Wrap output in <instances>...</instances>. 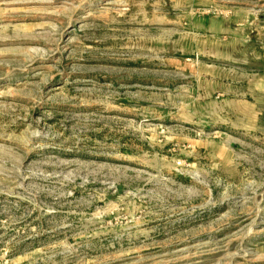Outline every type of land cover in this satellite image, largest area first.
I'll return each mask as SVG.
<instances>
[{"label":"rangeland","instance_id":"1","mask_svg":"<svg viewBox=\"0 0 264 264\" xmlns=\"http://www.w3.org/2000/svg\"><path fill=\"white\" fill-rule=\"evenodd\" d=\"M0 264H264V0H0Z\"/></svg>","mask_w":264,"mask_h":264}]
</instances>
